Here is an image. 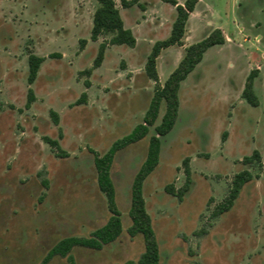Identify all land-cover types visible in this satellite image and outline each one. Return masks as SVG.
<instances>
[{"label":"rangeland","instance_id":"374dc122","mask_svg":"<svg viewBox=\"0 0 264 264\" xmlns=\"http://www.w3.org/2000/svg\"><path fill=\"white\" fill-rule=\"evenodd\" d=\"M207 1L213 10L202 13L221 16L229 40L210 47L180 85L176 121L143 182L145 210L157 264H264V0ZM115 2L126 25L142 21L137 9ZM97 7L96 0H0V264H69L45 258L59 240L88 237L106 223L93 152L102 155L142 123L183 55L182 43L161 49L158 80L150 79L146 58L168 18L152 34L138 28L137 45L114 44L111 32L91 37ZM202 35L189 33L186 42ZM29 54L44 58L32 83ZM251 71L257 106L242 97ZM163 113L162 102L147 134L113 157L120 235L99 250L72 248L74 264H138L146 241L129 233L131 183ZM244 170L251 178L219 213Z\"/></svg>","mask_w":264,"mask_h":264},{"label":"trees","instance_id":"16d2710c","mask_svg":"<svg viewBox=\"0 0 264 264\" xmlns=\"http://www.w3.org/2000/svg\"><path fill=\"white\" fill-rule=\"evenodd\" d=\"M98 7L93 15V25L91 29L92 39H96L101 33H114L110 42L114 44H126L128 46L135 45V38L129 29L124 28L120 18L118 9L115 7L113 0H96ZM164 2L176 5V17L172 24L170 35L163 40H157L152 45L150 53L147 55L145 63V72L147 76L154 80H158L156 71V58L161 49L173 44H179L184 33V27L188 14L194 9L197 0H185L182 5L177 4L175 0H162ZM122 3L125 2L122 0ZM224 37L219 29H214L203 39L190 44L185 48L183 57L177 66L168 75L162 86L155 89L153 98L149 107L143 116V121L137 124L128 134L116 139L109 149L99 155L95 152L93 155V164L97 175V185L101 192L104 193L108 209L111 216L105 224L95 229L88 237H65L59 240L47 253L45 261L54 255L67 257L69 264H74L73 257L69 254L72 248L76 246L91 248L95 250L101 249L105 244L114 241L121 233L120 212L115 202V189L110 176V169L115 153L134 142L142 139L148 132L149 126L154 125L158 116L161 103H164V113L159 124L154 126V134L149 138L146 157L136 171L131 183V202L128 215L131 220L129 233H141L146 241L145 251L141 254L138 264H157L158 249L154 241L153 230L151 228L150 217L148 216L144 200L142 196V187L145 178L154 170L159 161V152L161 145V137L167 135L178 115L179 96L178 91L181 82L201 61L204 52L211 46L222 44ZM104 46H100L98 57L95 59V65L99 64ZM43 57L29 54L28 63V83H32L36 78ZM256 72L251 71L247 76V81L242 90V97L252 106H257L258 100L253 92L252 81ZM32 91L28 92L27 106L32 101ZM55 115V114H54ZM52 146L58 147L56 140L45 138ZM248 159V158H246ZM189 166L187 159L184 160V172L186 174V184L189 183ZM251 178L248 171L244 170L235 175L232 181V187L229 191L228 199L224 204L219 206L218 212L227 210L233 200L237 197L241 187Z\"/></svg>","mask_w":264,"mask_h":264},{"label":"crops","instance_id":"0c3cea01","mask_svg":"<svg viewBox=\"0 0 264 264\" xmlns=\"http://www.w3.org/2000/svg\"><path fill=\"white\" fill-rule=\"evenodd\" d=\"M113 1L115 3V7L118 9V12H119L120 18L123 22L124 28L129 29L131 31L132 35L134 36L135 45L138 44V38L136 36V32H137L138 28L146 29V27H148V29H151V30H149V34H152V33H154L152 29H154L155 27L157 28V26H159L160 23H162V21H163L162 19H166V17L168 18V22L163 21V23H165V25L169 23L168 24L169 29L167 31V34L165 35V37L157 38L156 41L166 39L170 35L172 24H173L175 17H176V5H173V4L168 3V2H164L162 0H123L125 2V4L122 3L125 6L124 8L132 9V10L137 9V15H139V18L142 19L141 22L133 20L134 24L128 26V25H126L125 20L121 14V10H119V8L117 7L115 0H113ZM175 1L177 4L182 5L185 0H175ZM207 9L213 10V6L210 3H208L207 0H197V2L194 5V9L188 14V18L186 20L185 27H184V33H183V36H182L181 41H180V43H182L180 45V47H183V55L185 52V48L187 46L203 39L214 29H219L221 31V33L224 37V42L222 44H216L213 46H223L229 40L228 34L226 33L225 27L223 24V18L219 15H218V17L213 18L210 13H208L207 15H204L202 12H203V10H207ZM152 19H154V21L151 22ZM192 25H193V27H192ZM189 33H191L194 36L197 33H199V34L202 33L203 35L201 37L194 38L191 42L187 43L186 40H187ZM241 33H242V31L238 32V34H241ZM231 34H233V33H231ZM170 46H174V44L170 45ZM183 55H182V57H183ZM203 58H204V54H203V57H202L200 62H202ZM200 62L194 67V69L200 64ZM257 68L260 69L259 66H257ZM156 69H158L157 65H156Z\"/></svg>","mask_w":264,"mask_h":264}]
</instances>
